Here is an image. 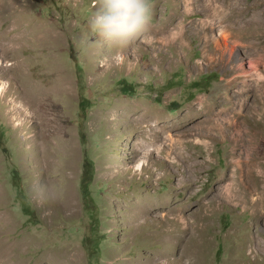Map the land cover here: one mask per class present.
I'll return each mask as SVG.
<instances>
[{"label":"rangeland","instance_id":"374dc122","mask_svg":"<svg viewBox=\"0 0 264 264\" xmlns=\"http://www.w3.org/2000/svg\"><path fill=\"white\" fill-rule=\"evenodd\" d=\"M19 1L8 20L0 18L6 264H264V179L249 167L264 169V131L251 126L249 134L243 121L231 132L199 125L204 115L213 119L212 109L222 111L225 129L238 113L264 128V2L246 16L260 27L249 40L228 27L235 14L210 25L216 53L206 55L198 30L213 18L195 5L183 11V0H152L148 28L177 32L145 33L123 49L90 34L94 0ZM234 1L236 12L253 8L252 0ZM12 17L20 27L33 24L34 40L8 41ZM221 31L232 36L224 40ZM144 114L143 127L156 123L162 137V152L147 161L138 146ZM168 138L183 142V158L166 149ZM237 168L241 184L229 193Z\"/></svg>","mask_w":264,"mask_h":264},{"label":"bare ground","instance_id":"6f19581e","mask_svg":"<svg viewBox=\"0 0 264 264\" xmlns=\"http://www.w3.org/2000/svg\"><path fill=\"white\" fill-rule=\"evenodd\" d=\"M168 1H173V0H168ZM185 1V4L183 6V11H188L189 9V5L191 7H193L194 5L196 7H198L199 9H201L202 11H205L206 14L205 15H208V16H211L213 19H212V22L210 23H206L204 25H202L200 28H199V36L200 38L202 39V47H204V52H206V55H209V54H212V55H215L216 51H215V47L213 45V38L211 37V35L209 34V30L211 29L210 28V25H213L214 23H222L224 22V19L225 17L228 15V14H235L237 15L238 17L235 19V21L229 25L231 23V19L229 18L228 19V27L235 31L237 36L241 39H246V40H249L250 37H253L255 36L257 33H258V29L260 28L258 26V23L257 21H254L252 20L251 18L250 19H247L246 16L249 15V13L254 10V9H258L260 6V3L261 2H264V0H252L250 1V4L251 6H253V8L251 10H248L247 6H244V7H241V8H238V11L236 12L235 11V6H238V3L239 2H235L234 0H183ZM195 3V4H194ZM192 4V5H191ZM21 5V2L19 0H0V18L1 20H8L7 17L11 16V14H14L15 12H13L14 10H16V8H18L19 6ZM174 5V3H173ZM194 8V7H193ZM229 10V13H226V14H221L220 12H222L223 10ZM181 12V15H183L185 12ZM208 12V13H207ZM172 13V12H171ZM13 16V15H12ZM172 17V16H171ZM171 17H168L166 18L165 20H168L170 19L171 21ZM252 17V15H251ZM184 18V17H183ZM264 17L261 18L262 21ZM178 21V20H177ZM17 22V19L13 18L11 20L8 21V23L6 24V28L3 30L4 34H6L8 36V41L11 43V44H15V43H18L16 40H18L19 42L22 43V41H27L28 39L30 40H34V38L36 37V28L32 25H29V23L27 21H23L22 22V25L24 27H20V25H17L16 24ZM169 22V21H167ZM172 23V22H171ZM179 23V22H178ZM181 24V23H180ZM185 25L184 24H181V27L183 28ZM220 26V25H219ZM221 27V26H220ZM156 26H153V27H150V28H147V30L140 36V37H144V35H146L145 33L148 34H152L154 35L155 39H159V38H162V36H168L170 34H173L175 32H177V27H168L167 24H164L161 28L159 29H155ZM219 28V27H218ZM180 29V28H179ZM15 31V33H19V34H15L12 35V32ZM234 33V32H233ZM220 35L221 37L226 40V38H230L229 36H232L231 33H226V31H221L220 32ZM138 39V38H137ZM175 39V38H174ZM233 39V38H232ZM235 40V39H233ZM240 44V43H239ZM242 46V45H241ZM249 46V45H247ZM124 48V47H123ZM121 48V49H123ZM128 50V49H127ZM122 52V51H121ZM121 55H125V52L121 53ZM219 61L220 58H216ZM231 59V58H230ZM222 62H224V59H221ZM112 62L117 61L118 62H122V59H114L112 60ZM229 59L226 60V62H228ZM14 63V62H13ZM216 63V62H215ZM230 73L232 72V68H228L227 69V73ZM234 74V73H233ZM241 78V77H240ZM226 81V80H225ZM234 83V80L233 79H227V82L226 84L229 85V86H232V84ZM238 84V83H237ZM240 85V83H239ZM223 87V85L221 86ZM225 88V87H224ZM218 89V88H217ZM232 92V91H231ZM242 92V91H241ZM36 93V92H35ZM233 93V92H232ZM231 93V94H232ZM58 94V93H57ZM236 95V94H235ZM41 97V96H40ZM44 97V96H43ZM220 97V96H219ZM228 97V96H227ZM31 98V97H30ZM224 98V97H223ZM237 98V97H236ZM21 100V99H19ZM18 100V101H19ZM25 100V99H24ZM27 100V99H26ZM42 100V99H41ZM212 100V99H211ZM221 100V99H220ZM257 99H255L256 101ZM23 101V100H22ZM229 101V100H228ZM239 101V99L237 100ZM233 102V101H232ZM21 103V102H20ZM209 103V102H207ZM23 104V103H22ZM41 104V103H40ZM39 104V105H40ZM28 105V104H27ZM212 105V103H211ZM210 105V107H211ZM237 105V104H236ZM19 106V105H18ZM38 106V105H37ZM239 106V105H238ZM200 107V106H199ZM218 106H215L213 109L215 110ZM235 107V106H233ZM243 107V105H242ZM224 108V107H223ZM230 108V107H229ZM203 109V108H202ZM206 110V109H205ZM205 110L201 111V112H198L199 113V117L203 116ZM209 110V109H208ZM217 110V109H216ZM242 110V109H241ZM209 115L213 118L212 120L206 118V116L204 115V118L201 119L199 121V125L203 126V127H211V128H214L213 130H215L216 128H219V131H227V132H231V131H234L235 130V127L233 126L234 123H239L241 121H243L245 127L248 129L249 131V134L251 132V126L254 127V128H257L258 131L257 133L259 132H262L264 131V128H261L259 127L258 124H256L254 122V120H249L248 121V118L250 117L249 115H247V113H244L242 116L239 115L240 113H238V116L235 117V118H230L228 119V128H224V121L221 122V120H219V113L222 112V111H217V113H214V111L211 109L209 110ZM225 111V110H224ZM207 112V111H206ZM228 112V111H227ZM145 113V112H144ZM225 113V112H224ZM185 114V113H184ZM139 115V114H138ZM152 115V114H151ZM156 115V114H155ZM232 115V113H231ZM230 115V116H231ZM148 116V115H147ZM145 114L142 116V119H141V122L140 124H138L140 126L141 129H143V125L142 124H148V122H146V120H148V117H147ZM159 116V115H158ZM236 116V115H235ZM221 117V116H220ZM134 118V117H133ZM128 119V118H127ZM176 119V118H175ZM140 120V119H139ZM157 120V119H155ZM153 119V121H155ZM137 121V120H136ZM135 122V121H134ZM152 122V121H151ZM153 123V122H152ZM176 123V122H175ZM227 123V122H226ZM134 124V123H133ZM163 124V123H162ZM175 125V124H174ZM163 126V125H162ZM195 126V125H194ZM161 127V126H159ZM164 127H166V125H164ZM187 127V126H186ZM136 128H137V125H136ZM149 129V130H148ZM162 131H163V127L161 128ZM166 129V128H165ZM170 129V128H169ZM207 129V128H206ZM212 130V131H213ZM217 130V129H216ZM169 131V130H168ZM166 132V131H165ZM217 132V131H216ZM167 133V132H166ZM165 133V134H166ZM223 133V132H222ZM141 136H142V141L139 143V147L142 149L140 150L139 152V155L141 156V158L145 161L148 160V158H150L151 156V151H155V150H158L157 152L160 153L162 152V149H160L158 146H159V137H161V134L159 132V129H158V125L155 123V125H153V127H149V128H144V131H141L140 132ZM163 136V135H162ZM169 136V135H168ZM167 138V137H166ZM187 138V137H186ZM172 139V137H171ZM222 140V139H221ZM165 142H168V144L166 145V149L171 152H173V154L175 153V156H178L179 158H183V155H184V149L182 150L181 149V146L179 145L178 146V143H180L181 145H183L182 141L180 139H176L174 140V143L170 140V138L168 139H165L164 140ZM186 141V140H185ZM229 141V140H228ZM149 143V144H148ZM162 143V142H161ZM160 143V144H161ZM171 143L173 144V146H171ZM165 144V143H164ZM163 145V144H162ZM146 146H150L149 149L146 148ZM161 146V145H160ZM165 146V145H164ZM138 147V149H140ZM206 147V145H205ZM161 148H164V147H161ZM200 148V147H199ZM233 148V147H232ZM188 149V147H187ZM186 151V150H185ZM188 152V151H187ZM210 153V152H209ZM172 154V153H171ZM191 154H194V153H191ZM168 156V155H167ZM187 157V156H186ZM187 159H190V156L188 155ZM183 160V159H182ZM144 162V161H143ZM188 161L185 160L182 162L183 165H186ZM250 170L252 171V173H254L256 177L258 178H263V166L260 168V172H257L255 170L256 167L260 166V164H257L254 163V162H250ZM233 164H236V163H233ZM136 170H139V172L141 173L142 172V169L143 167H135ZM259 168V167H258ZM235 175L236 177H233L232 180H230L231 183H228L227 185V192L229 193H233L235 188L239 187L241 184V180L239 177H237L238 175V168L235 170ZM240 173V172H239ZM157 175V174H156ZM155 175V176H156ZM158 176V175H157ZM156 176V177H157ZM253 176V177H254ZM136 193V192H135ZM137 194V193H136ZM219 194V193H218ZM140 196V195H139ZM213 196V195H212ZM211 196V197H212ZM144 198V197H142ZM245 198L247 200H249V194H245ZM136 199V198H135ZM139 198L137 197V200ZM141 200V199H140ZM213 200V199H212ZM138 204V203H137ZM135 206V205H134ZM139 207V206H138ZM151 207V205H150ZM135 209V207H133ZM153 208V207H152ZM192 208V207H191ZM136 210H138V216H143L145 215L146 213V209L145 207H139L137 209L136 207ZM151 210V209H150ZM157 210V209H156ZM166 210V209H165ZM167 211V210H166ZM186 211V210H185ZM137 212V211H136ZM187 212V211H186ZM134 213V212H133ZM165 213V211H164ZM163 215V214H162ZM174 215V214H173ZM139 219V218H138ZM141 221V220H140ZM179 222V221H178ZM189 223V221H188ZM190 224V223H189ZM191 225V224H190ZM189 225V226H190ZM191 227V226H190ZM182 240V239H181ZM180 240V241H181ZM170 241V240H169ZM171 241H173L174 244H177L178 242V238L176 237H173L171 238ZM260 247V246H259ZM5 251V250H3ZM2 251V249L0 250V264H6V256H5V253ZM8 254V253H7ZM52 259V258H51ZM42 264V263H40ZM48 264V263H47ZM50 264V263H49ZM54 264V263H53Z\"/></svg>","mask_w":264,"mask_h":264},{"label":"clouds","instance_id":"9594fccd","mask_svg":"<svg viewBox=\"0 0 264 264\" xmlns=\"http://www.w3.org/2000/svg\"><path fill=\"white\" fill-rule=\"evenodd\" d=\"M152 13V0H94L89 31L101 46L127 47L147 30Z\"/></svg>","mask_w":264,"mask_h":264},{"label":"trees","instance_id":"16d2710c","mask_svg":"<svg viewBox=\"0 0 264 264\" xmlns=\"http://www.w3.org/2000/svg\"><path fill=\"white\" fill-rule=\"evenodd\" d=\"M87 162V161H86ZM86 164V163H85ZM87 165L89 166V167H91V163L90 162H87ZM87 166V167H88ZM84 169H85V173H84V175L88 172V169L86 168V165H85V167H84ZM85 177V176H84ZM89 177V176H88ZM84 179V178H83ZM82 179V180H83Z\"/></svg>","mask_w":264,"mask_h":264}]
</instances>
